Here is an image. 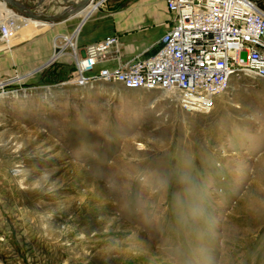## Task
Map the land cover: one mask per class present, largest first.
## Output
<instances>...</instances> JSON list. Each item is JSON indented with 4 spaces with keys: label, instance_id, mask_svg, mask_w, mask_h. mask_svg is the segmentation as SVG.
<instances>
[{
    "label": "rangeland",
    "instance_id": "1",
    "mask_svg": "<svg viewBox=\"0 0 264 264\" xmlns=\"http://www.w3.org/2000/svg\"><path fill=\"white\" fill-rule=\"evenodd\" d=\"M12 69L0 83V264H264V79L233 75L202 113L165 91Z\"/></svg>",
    "mask_w": 264,
    "mask_h": 264
},
{
    "label": "built area",
    "instance_id": "2",
    "mask_svg": "<svg viewBox=\"0 0 264 264\" xmlns=\"http://www.w3.org/2000/svg\"><path fill=\"white\" fill-rule=\"evenodd\" d=\"M171 26L159 48L149 55L122 60L115 36L87 44L60 39L74 60L73 71L60 83L75 86L97 82L132 90H160L175 95L187 112L206 113L215 97L225 93L233 75L264 79V11L255 0H163ZM14 28L0 23V40ZM54 39L57 53L65 46ZM58 41V42H57ZM112 65V66H109Z\"/></svg>",
    "mask_w": 264,
    "mask_h": 264
},
{
    "label": "crops",
    "instance_id": "3",
    "mask_svg": "<svg viewBox=\"0 0 264 264\" xmlns=\"http://www.w3.org/2000/svg\"><path fill=\"white\" fill-rule=\"evenodd\" d=\"M58 1L59 0H44V2L48 3L53 2L55 5ZM161 2L162 4L156 0H133L127 3L110 2L101 4V1L99 4L104 5V8L97 10L98 6L96 7L97 9L90 6L84 12L73 15L64 22L50 25L44 33L39 35H35L31 32L34 30L35 26L41 23L31 26L28 24L27 20L21 21V17L6 11L4 7L0 5V11H2V14L0 12V22L10 21L13 22L14 25L21 22L20 28L24 29V33L19 34L14 41V44L19 43L18 47L14 48L11 54L0 53V83H2L6 77H11L13 74L12 71H10V64L13 65L12 70L14 71L20 69L32 71V69L35 68L33 69L34 71L27 76L24 75L25 78L18 77V80L22 78H28L30 81L40 78L43 79L47 74H50V77L58 72H63L65 77H67L73 71L74 60L70 54L69 48L66 46L68 43H64L60 39L62 36H67L68 40H75L78 56L84 54V49L87 44L100 41L107 36L116 37V48L119 49L121 58L124 56L127 57L126 60H128L138 54L145 56V53L150 50L152 45L155 42H159L161 36L170 28L172 23L171 14L168 12L165 3L163 1ZM62 9L63 6L58 4L57 9L49 11L48 13L55 14ZM98 11L101 13L98 14ZM86 12H88V14L77 31L78 25ZM105 17H108V26L103 28L100 27L101 30H99L97 22L101 21L102 23ZM88 23H91L90 27L84 30V27L87 26ZM161 27L163 30H161ZM25 31H27L28 34ZM150 36L156 37L155 42L146 44L140 49L138 43L140 41L143 42ZM56 38L60 39V42H57L62 48L65 46L63 52L60 54L57 53L58 46L53 44ZM21 42L26 44L20 46ZM129 54L130 56L128 57ZM41 63L44 65H38ZM46 65L47 68H49L48 71H45V75L44 72H40V70L46 67ZM37 66L40 67L37 68Z\"/></svg>",
    "mask_w": 264,
    "mask_h": 264
},
{
    "label": "water",
    "instance_id": "4",
    "mask_svg": "<svg viewBox=\"0 0 264 264\" xmlns=\"http://www.w3.org/2000/svg\"><path fill=\"white\" fill-rule=\"evenodd\" d=\"M60 5L63 9L55 14L43 13L37 10V7L44 2V0H0V3L4 4L8 9L12 10L15 14L22 17L40 21L44 24H57L66 21L73 15L81 13L88 3H93L94 0H61ZM95 8L98 6L94 2ZM81 19L77 31L82 25L86 15Z\"/></svg>",
    "mask_w": 264,
    "mask_h": 264
},
{
    "label": "bare ground",
    "instance_id": "5",
    "mask_svg": "<svg viewBox=\"0 0 264 264\" xmlns=\"http://www.w3.org/2000/svg\"><path fill=\"white\" fill-rule=\"evenodd\" d=\"M101 1H102V0H99V1H97L96 3L99 4ZM0 5H2V6L4 7V9H6V11L15 14L12 10L8 9L4 4L0 3ZM90 6L95 7L94 2H93V3H88V4L86 5L85 9H84L82 12H84V11H85L88 7H90ZM91 9H92V8H91ZM90 11H91V10H90ZM82 12H81V13H82ZM18 16H19V15H18ZM18 16H17V17H18ZM19 17H21V21H25V20H27L28 24H30L31 26H34V25H36V24H38V23H41L40 21H37V20L28 19V18H25V17H22V16H19ZM16 19H17V18H16ZM0 23H1V22H0ZM5 23H7L8 26L13 27L14 29H17V28L20 29V26H21V24H20L21 22H20L19 24H17V25H14L13 22H10V21H5ZM41 24H44V23H41ZM25 34H26V33H25ZM72 43H73V45L75 44L74 40L72 41ZM10 44H11V39H9V40L6 42V46L8 47Z\"/></svg>",
    "mask_w": 264,
    "mask_h": 264
}]
</instances>
